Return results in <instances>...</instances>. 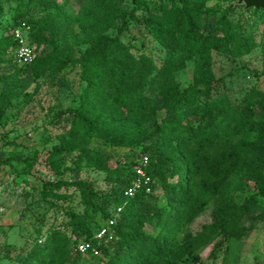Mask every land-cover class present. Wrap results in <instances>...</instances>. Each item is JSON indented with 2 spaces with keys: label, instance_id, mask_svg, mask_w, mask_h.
<instances>
[{
  "label": "trees",
  "instance_id": "16d2710c",
  "mask_svg": "<svg viewBox=\"0 0 264 264\" xmlns=\"http://www.w3.org/2000/svg\"><path fill=\"white\" fill-rule=\"evenodd\" d=\"M88 1L91 11L84 21L112 28L120 14V0ZM28 2L51 7L46 15L64 22L56 0ZM181 2L180 9L152 2L142 7L152 12L155 22L147 30L165 52L158 64L133 56L131 46L117 36H101L99 45L77 60L54 49L43 61L35 56L31 64L19 65L14 61L12 33L6 41L0 39V56H8L9 63L35 78L73 65L85 85L78 106L61 114L60 122L67 128L56 134L57 143L44 155L53 180L43 183L40 194L42 200L66 201L73 189L83 211H69L65 223L51 224L44 233L40 229L32 257L45 259L51 251L79 254L77 244L89 242L99 251L98 256L88 255L95 260L92 264H203V251L208 249L207 259L215 260L227 242L246 235L242 220L255 209L264 224V92L253 86L232 99L225 83L212 73L213 54L228 56L234 42L242 48L245 40L233 35L225 17L219 21L221 35H216L199 15L188 17L194 8L187 0ZM178 14L183 22L171 24ZM20 23L15 19L14 28ZM188 65L193 81L180 92L173 76ZM92 139L139 150L124 160L129 176L120 181V192L113 189L101 196L91 183L80 179V160L95 164L105 160L90 149ZM74 154L78 157L73 167H66L65 159ZM142 157L147 158L145 171L152 179V191L140 188L124 198L122 193L134 181ZM26 161L33 166L37 159ZM68 174L70 181L65 180ZM237 179L246 183L238 190ZM117 208L121 211L111 228L112 239L95 241L101 227L92 216L98 213L106 224ZM205 215L207 221L196 228ZM147 224L153 227L150 233Z\"/></svg>",
  "mask_w": 264,
  "mask_h": 264
},
{
  "label": "rangeland",
  "instance_id": "374dc122",
  "mask_svg": "<svg viewBox=\"0 0 264 264\" xmlns=\"http://www.w3.org/2000/svg\"><path fill=\"white\" fill-rule=\"evenodd\" d=\"M149 2L177 9L182 5L181 0H120L118 19L112 28L105 29L84 21L91 11L88 0H56L64 11L63 23L46 15L51 7H38L28 0H0V39L6 41L14 30L29 23L32 31L29 30L28 42L40 62L54 49L77 60L85 50L99 45L101 36H117L122 44L131 46L133 56L151 58L158 64L165 52L147 30L155 22L152 12L142 8ZM187 5L194 8L187 16L195 19L199 15L216 35H221L219 21L225 17L232 25L233 35L245 40L242 48L234 42L235 48L228 56H212L213 78L225 83L228 95L240 98L253 86L264 92V12L246 10L238 0H187ZM15 19L22 25L14 28ZM183 20L178 14L171 24ZM7 60L8 56H0V264H92L94 259L74 250L60 255L51 251L45 259L32 257L40 229L44 233L51 224L65 223L69 211H83L79 195L73 189L67 192L66 201L42 200L40 195L43 183L53 180L44 155L57 143L56 134L67 128L60 122L61 114L78 106L79 94L85 86L79 79L78 68L68 65L54 75L46 73L35 78ZM173 79L178 90L183 91L193 81L192 67L188 65L176 72ZM90 149L103 154L105 160L102 164L80 160V179L91 183L101 196L113 189L120 192V181L129 176L124 160L139 150L101 139H92ZM33 157L37 162L31 166L26 159ZM77 157L74 154L66 158V167H73ZM71 179L70 174L65 178ZM245 185L244 179L235 182L237 190ZM248 192L253 190L250 188ZM258 212L257 208L253 215L242 220L246 235L239 241L227 242L215 260L207 259L208 249L203 251V264H264V224L257 219ZM207 219L208 215L203 216L195 227ZM92 220L97 227L105 224L98 213ZM145 230L152 232V225H145ZM66 237H70L69 232Z\"/></svg>",
  "mask_w": 264,
  "mask_h": 264
},
{
  "label": "built area",
  "instance_id": "2783aa9c",
  "mask_svg": "<svg viewBox=\"0 0 264 264\" xmlns=\"http://www.w3.org/2000/svg\"><path fill=\"white\" fill-rule=\"evenodd\" d=\"M29 26L23 24L20 28L16 29L12 33V38L16 43V48L14 50V61L19 65H28L31 64L35 58L34 51L29 44L28 34ZM147 167V158L142 157L139 160L138 165L134 169L135 179L129 187L124 189L122 196L124 198L132 197L140 188H143L145 193H151V184L152 179L146 173L145 169ZM121 208H117L114 212V215L107 223L101 227L94 235L95 241H110L112 239V226L115 222V219L119 215ZM76 250L80 255H92L98 256L99 251L95 246H92L89 242H80L76 246ZM1 252V249H0Z\"/></svg>",
  "mask_w": 264,
  "mask_h": 264
},
{
  "label": "water",
  "instance_id": "95a60500",
  "mask_svg": "<svg viewBox=\"0 0 264 264\" xmlns=\"http://www.w3.org/2000/svg\"><path fill=\"white\" fill-rule=\"evenodd\" d=\"M239 5H243L247 9H261L264 10V0H238Z\"/></svg>",
  "mask_w": 264,
  "mask_h": 264
}]
</instances>
